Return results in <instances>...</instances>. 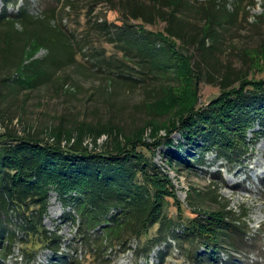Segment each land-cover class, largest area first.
<instances>
[{
    "label": "trees",
    "instance_id": "16d2710c",
    "mask_svg": "<svg viewBox=\"0 0 264 264\" xmlns=\"http://www.w3.org/2000/svg\"><path fill=\"white\" fill-rule=\"evenodd\" d=\"M81 1L63 0L59 9L45 8L43 18L26 8L13 17L6 12L0 14L2 53L12 52L15 37L23 43L15 67L21 73L15 79L18 84L42 86L49 81L52 71L75 61L72 32L55 22L66 8V16L73 19L84 10L85 25L95 28L93 38L79 51L89 45L100 54L106 53L107 47L112 49L101 66L103 69L112 65L118 75L127 73L131 77L133 70L146 73L147 79L172 78L178 83L160 85L146 103L152 117L128 133L112 122L58 125L50 132L52 141L35 132L19 134L9 127L0 131V249L5 247L0 257L8 258L19 243L23 258L30 264L39 245L53 251L51 264L70 262L71 257L61 252L59 236L42 225L48 193L55 189L78 214L77 241L87 245L84 258L89 260L88 264H109L103 249L118 245L125 250L132 238L138 240L137 254L147 259L155 247L171 240L189 260L229 264L217 254L225 249L231 253L232 261L235 253L249 245L248 239L254 238L244 219L246 213L235 216V211L227 208L228 203L214 207L218 200L212 189L202 195L209 200L210 209L185 213L169 175L155 163L154 151L163 143H172L171 133L180 130L189 148L185 151H190L187 155L168 152L169 166H190L191 161L203 163L208 152H215L226 162H237L250 151L251 142L264 134V78L249 77V71L231 70L227 65L220 77L212 76L220 93L200 105L199 64L179 43L188 42L191 37L196 50L212 52L220 43L217 25L239 22L241 11L254 6L256 1L233 0L231 8L226 0H95L83 6ZM96 3H106L115 16L110 18L103 12L91 15ZM191 12L199 14L202 21V35L198 39L186 32ZM258 19H264V12ZM154 22H163L165 26L162 30L146 28L147 23ZM17 24L20 30L15 29ZM90 34L92 30L87 31L86 37ZM207 38L214 41L213 46L206 45ZM98 42L103 47H98ZM39 48H45L47 55L24 63L25 55L34 54ZM242 57L250 71L261 70L264 45L247 49ZM256 122L260 129L253 131V138L248 140L247 134ZM148 128L153 142L144 136ZM161 129L167 133L164 142L158 136ZM102 134L110 140L103 148L84 143L87 136H93L96 144ZM216 174L222 177L221 172ZM191 197L188 192V202ZM169 199L174 201L180 221L167 218ZM11 211L19 216L20 224L11 222ZM156 226L155 234L149 236ZM98 227H102L103 233H99ZM18 232L23 234L20 239ZM200 244L205 254L193 250V246ZM191 251L193 255H189Z\"/></svg>",
    "mask_w": 264,
    "mask_h": 264
},
{
    "label": "rangeland",
    "instance_id": "374dc122",
    "mask_svg": "<svg viewBox=\"0 0 264 264\" xmlns=\"http://www.w3.org/2000/svg\"><path fill=\"white\" fill-rule=\"evenodd\" d=\"M62 1L0 0V14L6 12L9 17H13L19 13L21 8H26L34 16L43 18L45 8L59 9ZM94 1L82 0L80 4L83 6L85 3ZM255 1L254 6L250 8L248 6L246 11H241L242 16L239 22L226 21L222 25H217L220 43L217 49L213 48L212 52L203 51V53L196 50V46L191 43L193 40L191 37H188V42H179L187 54L190 52L193 54V61L199 64L201 79L198 84V102L200 105L207 104L220 93V87L212 76L220 77L227 65L231 70L249 71V77L264 78V61L259 65L261 70L250 71L249 65L246 64L247 61L242 57V53L247 49L259 44L264 45V19L262 21L258 19L264 12V0ZM226 2L229 8L234 5L233 0H226ZM108 9L106 3H96L93 5L94 11L91 15L103 12L113 18L115 13ZM65 10L67 12L68 8ZM65 12L63 11L61 16L58 15L55 22L68 33L72 32L74 37L72 41L76 49L75 61L62 69L52 71L49 81L44 85L29 87L15 81L21 75L20 70H16L15 67L19 62L20 49L23 44L17 37L12 39L11 53L3 54L0 50V131L3 132L6 127H9L19 134L28 131L35 132L39 137L52 141L53 136L50 137V132L58 125L70 127L76 122L88 124L112 122L122 126L125 133L141 126L152 117L153 113L147 109L146 103L159 90L157 88H160L162 84L164 87L168 84L174 86L178 80L154 76L147 79L146 73L133 70L130 72L131 77L127 73L118 75L112 65L103 69L102 65L107 61L106 56L112 49L107 47L108 51L100 54L95 49H91L90 46L93 45H89L79 51L80 46L93 38L95 28L85 25L84 10L74 19L70 18V15L66 16ZM195 13H188L190 19L186 32L198 39L202 35V21L197 13L198 17L195 18ZM77 19H80L79 24ZM164 26L163 22L146 24L149 30H162ZM15 29L20 30L21 26L17 24ZM91 30L90 37H86L87 31ZM206 45L211 47L214 41L207 38ZM97 46L101 48L103 44L98 42ZM92 54L96 57L92 58ZM46 55L47 50L39 48L34 54H26L24 63ZM156 116H161L160 119L164 118L162 115ZM259 129L260 125L256 122L247 134L248 140L253 138V131ZM166 134L164 129L159 131L158 136L162 137L161 141H165ZM144 136L147 141L153 142V138L150 137V128L146 129ZM170 138L172 143H163L155 149L154 161L169 175L177 198L186 209L185 213L186 211L210 209L209 200L202 197L204 193L210 191L209 189L214 190V196L218 200L217 203H213L214 207L228 203L227 208L233 209L235 216L241 212L246 213L244 219L250 233H254L255 242L253 239H248L249 245L241 253H235L232 261L231 253L225 249L217 254L218 258L227 260L229 264H264V134H260L251 142L250 151L240 161L226 162L219 159L215 152H208L203 158V163L191 161L190 166L182 163L181 165L175 164L173 167L169 166L166 161L168 152L178 151L187 155L190 150L185 151L189 148L180 130L172 132ZM107 140L110 141L107 135L102 134L97 138L96 144H94L93 136H87L84 143L91 147L97 145V148L101 149ZM65 143L66 139L63 140V144ZM217 172H221L222 177H219ZM188 192L192 195L190 202L187 199ZM177 213L174 201L169 199L165 211L167 218L180 221L177 220ZM10 214L13 224L21 223V219L15 212L11 211ZM42 225L49 233L59 236L62 254L71 257L68 264L89 263V260L84 258L86 250L84 245L86 244L82 240V242L77 241L78 214L55 189H51L48 193ZM101 228H96L99 233H103ZM156 230L157 226L149 231V236L154 235ZM22 237L23 234L18 232L17 239ZM137 245L138 240L132 238L125 250L118 245H110L103 249V254L110 262L109 264H199L201 262L189 260L177 243L171 240L155 247L149 259L137 254ZM39 246L31 264H51L53 251ZM193 247L196 254H205V248L201 244ZM4 250L5 247H2L0 253ZM194 251H191L189 255H193ZM22 255L20 244L16 243L8 258L0 257V264H30Z\"/></svg>",
    "mask_w": 264,
    "mask_h": 264
}]
</instances>
